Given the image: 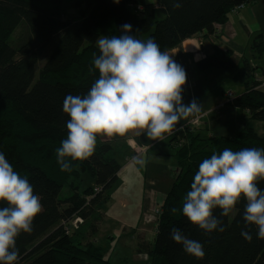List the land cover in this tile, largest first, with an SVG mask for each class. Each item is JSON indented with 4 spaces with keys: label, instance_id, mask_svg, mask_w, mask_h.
<instances>
[{
    "label": "trees",
    "instance_id": "1",
    "mask_svg": "<svg viewBox=\"0 0 264 264\" xmlns=\"http://www.w3.org/2000/svg\"><path fill=\"white\" fill-rule=\"evenodd\" d=\"M84 1L76 21L63 15L64 0H0V151L14 170L28 178L42 203L33 231L17 237L18 264H113L92 239L100 230L101 208L120 180L118 143L103 142L98 135L93 154L72 161L70 172L61 171L55 154L68 131L70 117L63 111L66 95L85 94L100 75L93 64L94 54L100 55L96 39L118 35L120 26L129 23L133 33L139 30L137 38H154L161 51H167L202 32L214 33L215 25L227 22L235 8L253 0H181L179 9L173 8L171 0ZM21 27L26 33L14 45L11 37ZM251 47L261 55L262 39L255 38ZM195 67L199 72L232 71L238 64L231 50L216 47ZM242 68L244 91L228 101L243 113L240 132L233 137L208 136L188 126L171 136L179 172L160 205L154 242L139 243V252L147 254L151 264H264V240L257 239L254 225L246 226L243 198L227 217L220 216L218 207L213 210L225 230L210 235L181 211L203 159L226 147L264 148V137L253 126L254 121H264V90L246 59ZM85 174L98 191L93 186L83 189ZM258 184L264 189V180ZM65 188L67 196L63 195ZM172 208L177 211L173 213ZM76 218L83 225L71 227ZM173 227L200 241L204 257L185 253L171 239ZM241 229L251 232V242L241 235Z\"/></svg>",
    "mask_w": 264,
    "mask_h": 264
},
{
    "label": "clouds",
    "instance_id": "2",
    "mask_svg": "<svg viewBox=\"0 0 264 264\" xmlns=\"http://www.w3.org/2000/svg\"><path fill=\"white\" fill-rule=\"evenodd\" d=\"M119 4L120 0H114ZM173 8L182 7L181 0H171ZM137 30L136 33H138ZM133 26H120V34L101 35L96 39L100 55L93 56L99 77L83 95H66L63 111L67 136L55 149L61 171L70 172L72 161L90 157L100 134L124 136L129 130H143L150 140H163L181 119L198 117L201 102L193 98L183 102V88L187 82L185 68L173 55L161 51L154 38H137ZM91 70V69H90ZM133 163L143 167L139 156ZM264 148L245 147L239 150L224 148L199 164L190 190L181 209L190 222L206 234L223 232L220 218L227 217L243 198V218L247 227H256L257 239L264 240ZM0 264H18L21 253L17 237L33 231L34 218L42 210L39 194L26 176L14 170L0 151ZM173 213L177 211L172 208ZM171 239L182 245L185 253L196 258L205 255L203 244L189 238L177 228L171 229ZM249 242L250 231L241 229Z\"/></svg>",
    "mask_w": 264,
    "mask_h": 264
},
{
    "label": "crops",
    "instance_id": "3",
    "mask_svg": "<svg viewBox=\"0 0 264 264\" xmlns=\"http://www.w3.org/2000/svg\"><path fill=\"white\" fill-rule=\"evenodd\" d=\"M257 37H260L263 42L261 55L255 53L251 47ZM216 47L225 51L231 50L238 67L232 71L199 72L195 67L196 64L212 54ZM167 52L173 55L176 62L182 65L187 73V82L182 93L183 102L188 104L193 98L198 99L202 104V112L198 117L178 121L177 126L166 133L163 140H150L143 134H137V132L142 133L143 130L136 129L129 130L124 136L99 135L103 142L118 143L121 149L118 159L122 164L119 184L113 190L109 201L101 208L100 214L106 216L102 220L99 232L107 221L120 226L123 230L133 228L138 235H144L145 230L151 228V221L147 219L153 217L149 202L156 199L158 203H162L179 172L172 156L174 145L170 143V140L182 126L187 125L191 120H197L192 127H196V131L208 136L233 137L242 130L243 113L228 104L230 99L227 98L226 92L231 91L233 97L243 93L242 62L244 59L255 68L256 78L262 83L261 88L264 90V0H253L237 12H232L227 22L215 25L214 33L202 32L184 40ZM253 126L257 134L264 137V121H254ZM133 144L146 149L139 155L145 161L143 167L133 163L132 158L135 157ZM121 178L128 179L129 184L132 180L138 179L141 187L138 193L141 197L140 203L133 205L130 200V195L134 192L127 191L125 195L123 190H120L122 185L124 186ZM119 206L122 207V211ZM149 215L151 217H148ZM128 218L137 220L133 222ZM113 231L116 232L114 229Z\"/></svg>",
    "mask_w": 264,
    "mask_h": 264
},
{
    "label": "rangeland",
    "instance_id": "4",
    "mask_svg": "<svg viewBox=\"0 0 264 264\" xmlns=\"http://www.w3.org/2000/svg\"><path fill=\"white\" fill-rule=\"evenodd\" d=\"M84 8H85L84 0H64L63 15L65 16L66 19H71V20L73 19L78 21L80 20L81 11L84 10ZM156 10L160 12L158 14L159 17H162L164 13L161 7L156 5ZM25 33H26V29L24 27H21L13 34V36L11 37V41L14 43V45L19 41V39ZM188 124L189 126L193 125V123L189 122L187 123V125L182 126L180 129L188 127ZM132 149H133V156L135 157L139 156L140 154H142V152L146 151L145 148L136 144L132 145ZM81 178L83 180L82 181L83 189L89 186H93L95 190L99 189L95 184L92 185L93 179H91L89 175L85 174ZM121 179L124 181V186L122 185V188L120 190H123V193L125 195H127L128 192L129 193L131 191L134 192L132 195H130V200L132 201L133 205H136L138 202L140 203L141 197L140 194L138 193H140L141 187L138 179L132 180L130 184L128 182V179L126 178L125 179L121 178ZM117 186L115 188H117ZM68 194H69V190L65 188L63 190V195L67 196ZM159 205L160 203H158L156 199L155 200L152 199L149 202V206L152 210L153 217L151 219L149 218L147 219L151 221L152 226L150 229L145 230V234L143 233L144 235H138L135 229L133 228H126L123 230L120 226H115L113 225L114 223H110V221L105 222V226L101 229L99 233L95 235V237L92 240L95 242L96 245L100 246L103 249L102 252L106 260H108L113 264H151L150 257H148V255L145 253L143 254L139 252V248H140L139 243L140 242L142 243V241H147L148 243L154 242L156 229H157L156 222L158 219L155 210ZM120 211H122V207H120ZM105 216L106 215L103 214L102 220L105 219ZM148 217H151V215H149ZM128 219L129 221H133V222H136L137 220L136 218H134V220L130 218ZM81 225L83 224L81 223ZM81 225L79 224L78 226ZM113 229L116 232H114Z\"/></svg>",
    "mask_w": 264,
    "mask_h": 264
},
{
    "label": "built area",
    "instance_id": "5",
    "mask_svg": "<svg viewBox=\"0 0 264 264\" xmlns=\"http://www.w3.org/2000/svg\"><path fill=\"white\" fill-rule=\"evenodd\" d=\"M244 6V5H243ZM243 6H240V7H237V8H235L234 10H233V12H237L240 8H242ZM226 96H227V98H229V99H232L233 98V93L231 92V91H228V92H226ZM196 121L197 120H191V123H193V124H196ZM97 191H98V189H96ZM162 203H160V205H161ZM160 205L156 208V210H155V213H156V215L157 216H159L160 215V213H161V211H160ZM83 221H82V219H80V218H76L74 221H72V222H70V226L71 227H75V228H77L78 227V225L79 224H81Z\"/></svg>",
    "mask_w": 264,
    "mask_h": 264
}]
</instances>
